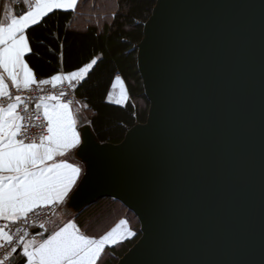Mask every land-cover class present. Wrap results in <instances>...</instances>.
Returning a JSON list of instances; mask_svg holds the SVG:
<instances>
[{
  "label": "water",
  "instance_id": "water-1",
  "mask_svg": "<svg viewBox=\"0 0 264 264\" xmlns=\"http://www.w3.org/2000/svg\"><path fill=\"white\" fill-rule=\"evenodd\" d=\"M136 49L146 120L119 143L81 125L66 208L134 213L115 264H264V0H155Z\"/></svg>",
  "mask_w": 264,
  "mask_h": 264
},
{
  "label": "snow or ice",
  "instance_id": "snow-or-ice-1",
  "mask_svg": "<svg viewBox=\"0 0 264 264\" xmlns=\"http://www.w3.org/2000/svg\"><path fill=\"white\" fill-rule=\"evenodd\" d=\"M28 10L19 16L8 10L6 21H0V264H97L106 246L127 239L134 232L127 229L125 220L100 239L80 233L76 224L69 222L59 230L41 239L30 238L27 228L29 213L44 207H54L65 202L76 185L82 169L71 163L57 161L72 150L88 153L94 148L85 132L77 130V119L70 111V103H61L57 96L39 97L35 104V119L43 111L45 132L38 137L29 135L32 114L26 99L19 93L30 86L56 87L67 82L74 87L84 81L97 63H90L68 74L53 75L37 81L26 62V54L32 52L27 30L40 24L56 9L75 11L78 0H24ZM15 88V96L9 91L5 75ZM117 83H120L117 77ZM64 93H61L63 96ZM128 99L121 89V104ZM55 102V103H52ZM27 114V115H26ZM38 214V213H37ZM15 226V227H13ZM121 226H125L121 231ZM44 228L43 223L39 224Z\"/></svg>",
  "mask_w": 264,
  "mask_h": 264
},
{
  "label": "trees",
  "instance_id": "trees-1",
  "mask_svg": "<svg viewBox=\"0 0 264 264\" xmlns=\"http://www.w3.org/2000/svg\"><path fill=\"white\" fill-rule=\"evenodd\" d=\"M154 4L155 0H78L75 11L54 10L27 30L32 52L25 60L37 79L97 60L76 94L85 102L89 125L100 142L119 143L130 127L146 120L149 102L137 69L136 45ZM117 76L128 94L123 105L107 101ZM74 217L88 236H94L92 228L99 223H105L104 231L109 232L120 219L135 233L106 246L97 264H115L140 236L137 217L112 198H101Z\"/></svg>",
  "mask_w": 264,
  "mask_h": 264
},
{
  "label": "built area",
  "instance_id": "built-area-1",
  "mask_svg": "<svg viewBox=\"0 0 264 264\" xmlns=\"http://www.w3.org/2000/svg\"><path fill=\"white\" fill-rule=\"evenodd\" d=\"M1 0L0 2H2ZM18 5V4H17ZM78 84H75L74 87H69L67 82L58 83L56 87H52L51 84L48 85H40L37 87L36 85L30 86L29 90H22L19 94L26 99V102L29 105V113L33 115L32 123L35 125L34 127L29 128L28 132L30 136L38 137L42 132L46 131L44 127L46 125V121L43 119V111H39L40 119H35V114L37 110L35 109V104L39 102V97L44 96H57L60 99V102L74 104L79 100L76 94ZM10 92L13 96L18 94L13 86L10 88ZM64 93L61 96V93ZM27 115V114H26ZM58 209V205L54 207H44L41 209H36L34 212L29 213L28 223L21 224L20 226L27 228L29 234L36 228H40L39 224L43 223L46 225L53 218L56 210ZM38 213V214H37ZM2 223V222H0ZM15 227V226H13ZM4 250H0V257H2Z\"/></svg>",
  "mask_w": 264,
  "mask_h": 264
},
{
  "label": "crops",
  "instance_id": "crops-1",
  "mask_svg": "<svg viewBox=\"0 0 264 264\" xmlns=\"http://www.w3.org/2000/svg\"><path fill=\"white\" fill-rule=\"evenodd\" d=\"M20 7H23V10H20ZM16 8H17V10H16ZM9 9L11 10L12 14L17 15V16L26 13V11L28 10L27 5L24 3V0H3L2 2H0V21H6V16L8 14V10ZM56 10H61V9H56ZM84 66H82V67H84ZM79 69H76V70H73V71H77ZM68 73H70V72H59L57 74L65 75V74H68ZM57 74H55V75H57ZM4 75H5V82L7 83L8 87L10 88L12 86L11 85V81L7 79L6 74H4ZM34 77H35V79L37 81L43 80V79H37L36 76H35V74H34ZM51 77L46 78V79H50ZM112 88H111V90H112ZM111 90H110L109 95L107 96V99L110 102H112V100L110 98L111 95L114 96V94H115V92L114 91L111 92ZM9 91H10V89H9ZM52 103H55V102H52ZM61 103H63V102H61ZM79 107L80 106L77 105V104H70V111L72 112L74 118L77 119V130L80 132L81 125L85 124L86 122L84 123V119H83V116H82V112L79 111V109H80ZM75 152H76V150H72V151H70L69 153H67L63 157H56V160L57 161H63V162L71 163L74 166L81 167V169H82L81 175H80L79 179L77 180L76 185L73 187L72 191L75 189V187L79 183V181H80V179H81V177H82V175L84 173V164L75 156ZM72 191L69 193V195L72 193ZM68 197L66 198V200H65L64 203L59 204L58 210H59V213L62 214V215L63 214L65 215V212L66 211H64V210H65L66 207L65 208H63V207H64V205L66 206V202H67ZM60 217L61 218L58 217L59 218L58 220H56V218L54 220L51 219L50 222L47 223L43 229L40 228V231L39 232H34V230L31 231L30 238L31 237H35L37 240H39V239H41V236H40L41 233H43L44 237H47L49 234H51V233L59 230L65 224H67L69 222L75 223V221L73 220V218L65 220L66 217H62V216H60ZM76 226H77V224H76ZM77 228L79 229V231H80L81 234H83V235H85V236H87L89 238L100 239V238H96V237H93V236H88V235L84 234L80 230V228L78 226H77ZM17 258H19V260L21 259V257H19V256H17Z\"/></svg>",
  "mask_w": 264,
  "mask_h": 264
},
{
  "label": "rangeland",
  "instance_id": "rangeland-1",
  "mask_svg": "<svg viewBox=\"0 0 264 264\" xmlns=\"http://www.w3.org/2000/svg\"><path fill=\"white\" fill-rule=\"evenodd\" d=\"M117 77H119V76H117ZM117 77H115L114 78V80H113V83H112V86H111V88H112V90H111V92H115V94H114V96L113 95H111V100H112V102L111 103H114V104H117L115 101L117 100V99H119L120 98V94H121V89H123L125 92H126V94H127V91H126V88H125V85H124V83H123V81L121 80V78L119 77V80H120V83H117ZM116 79V80H115ZM109 93H110V91H109ZM109 93H108V95H109ZM107 95V96H108ZM127 96H128V94H127ZM79 98V97H78ZM108 100V99H107ZM128 100V99H127ZM126 100V101H127ZM109 101V100H108ZM126 101H124L123 103H121V104H119V105H123V104H125V102ZM110 102V101H109ZM74 104H77V105H79L80 107V109H79V111H81L82 112V116H83V119H84V123L86 122V123H88L89 124V120H88V116H89V114H88V112H87V106H86V104H85V102L82 100V99H80L79 98V100L78 101H76ZM66 206L64 205V207L63 208H65ZM58 208H59V205H58ZM64 211H66L65 212V215L63 216L62 214H60L59 213V210L57 209L56 210V212H55V214H54V216H53V220L56 218V220H58L59 218H61L60 216H62V217H66L65 218V220H67V219H71V218H73V220L75 221V217H74V213L73 212H71L70 210H68L67 208H65V210ZM59 218H58V217ZM63 219V218H62ZM120 220H122V219H120ZM119 220V221H120ZM119 221L113 226V228L114 227H116V225L119 223ZM50 222V221H49ZM105 222V221H104ZM105 223H99L98 225H96V227H94V228H92V232H93V234H94V236L93 237H96V238H101L102 236H104L105 234H107V231L105 232L104 230V225ZM125 226H121V231H123V228H124ZM126 227H127V229L128 230H130V228L127 226V224H126ZM112 228V227H111ZM104 231V232H103ZM110 231H111V229H110ZM132 237V236H131ZM130 238V237H129ZM124 240V239H123Z\"/></svg>",
  "mask_w": 264,
  "mask_h": 264
}]
</instances>
